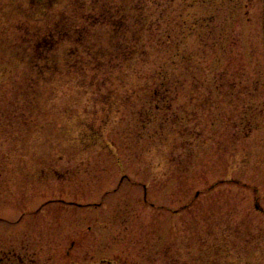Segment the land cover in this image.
<instances>
[{
    "label": "rangeland",
    "instance_id": "374dc122",
    "mask_svg": "<svg viewBox=\"0 0 264 264\" xmlns=\"http://www.w3.org/2000/svg\"><path fill=\"white\" fill-rule=\"evenodd\" d=\"M0 264H264V0H0Z\"/></svg>",
    "mask_w": 264,
    "mask_h": 264
},
{
    "label": "trees",
    "instance_id": "16d2710c",
    "mask_svg": "<svg viewBox=\"0 0 264 264\" xmlns=\"http://www.w3.org/2000/svg\"><path fill=\"white\" fill-rule=\"evenodd\" d=\"M145 23V33H156V30L153 29V25L156 23L155 21H152L150 25H147L146 20ZM195 26H198V24ZM193 28L194 27H191L189 30L192 31ZM140 36L142 37H140L131 45L130 60H132L134 64H139V62L144 64L149 63L147 56H150L153 57L155 61L150 60L152 64L150 72L146 75H143L144 73L139 72L138 76L135 77L136 81L153 80L158 81L160 84H164L171 80V72L177 70L179 66H182L185 63L190 64L192 61L198 64V61L196 60V53L187 51L186 49H181L179 46H175L174 51L173 48L170 49V42L172 41L171 34L167 36L168 41L161 39L156 40L157 35L153 38V40L150 41L146 39L144 35ZM99 88L100 87H98V89ZM160 94L162 95L163 93L157 90L154 91L152 95L158 97Z\"/></svg>",
    "mask_w": 264,
    "mask_h": 264
}]
</instances>
